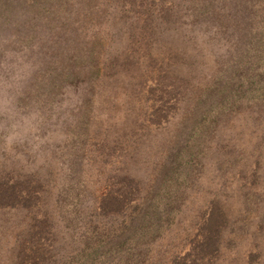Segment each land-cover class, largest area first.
I'll return each mask as SVG.
<instances>
[{
	"label": "rangeland",
	"instance_id": "1",
	"mask_svg": "<svg viewBox=\"0 0 264 264\" xmlns=\"http://www.w3.org/2000/svg\"><path fill=\"white\" fill-rule=\"evenodd\" d=\"M247 7L0 0V264H264Z\"/></svg>",
	"mask_w": 264,
	"mask_h": 264
},
{
	"label": "trees",
	"instance_id": "2",
	"mask_svg": "<svg viewBox=\"0 0 264 264\" xmlns=\"http://www.w3.org/2000/svg\"><path fill=\"white\" fill-rule=\"evenodd\" d=\"M257 2H254L252 0H248V16L240 19V24H242V29L248 32V39L255 40L257 37L254 35L256 29L261 28L262 32L264 33V0H259ZM262 13L263 19L260 21V25L257 27L255 26V21L257 18H261L260 14ZM247 26L251 27L250 29L247 28ZM240 29V27H237ZM236 42L239 43V38L236 36L235 39ZM245 41V40H244ZM236 43L235 45H237ZM241 43V52L237 57L239 67L241 66L242 69H245L242 71H239L237 68L233 69L232 71L227 70L228 74L234 78L232 81L233 85L236 84L237 88L235 87L236 96L245 95L247 93H252L251 91L255 90V96L258 97L260 94V91L264 89V49L261 51L256 57L254 58L252 53L250 54L248 50H246L245 42ZM234 53L230 54L229 57H231ZM261 55V56H260ZM252 62V63H251ZM232 63L235 65V61L232 60ZM251 63V64H250ZM224 66V65H223ZM228 66V65H226ZM221 74V71H215V75L213 76V80L218 85L219 89H225L229 88V84L222 85L221 83L217 82L215 79L217 78H223L224 76H228L224 71L221 74V77L219 76ZM226 77L225 80H232L231 77ZM254 89V90H253ZM225 93V92H224ZM9 186H6V184L0 185V192H4L8 190ZM2 199H0V204ZM6 201H4L5 203ZM3 203V204H4ZM102 207L105 208V204H102ZM103 210V209H102ZM172 214V211L165 210L163 212L164 217L167 214ZM210 222V220H208Z\"/></svg>",
	"mask_w": 264,
	"mask_h": 264
}]
</instances>
